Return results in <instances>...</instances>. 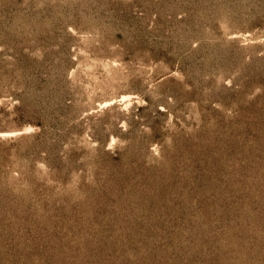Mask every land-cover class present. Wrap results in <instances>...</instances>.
Instances as JSON below:
<instances>
[{"label": "rangeland", "instance_id": "obj_1", "mask_svg": "<svg viewBox=\"0 0 264 264\" xmlns=\"http://www.w3.org/2000/svg\"><path fill=\"white\" fill-rule=\"evenodd\" d=\"M0 264H264V0H0Z\"/></svg>", "mask_w": 264, "mask_h": 264}, {"label": "trees", "instance_id": "obj_2", "mask_svg": "<svg viewBox=\"0 0 264 264\" xmlns=\"http://www.w3.org/2000/svg\"><path fill=\"white\" fill-rule=\"evenodd\" d=\"M71 108H72L71 105L65 104V101H63V99L58 102V106L56 108V112H57L56 117L58 119L57 120L58 123H61L60 119L62 117L70 118L72 116ZM61 125H62V123H61ZM38 126H42V123H39Z\"/></svg>", "mask_w": 264, "mask_h": 264}]
</instances>
